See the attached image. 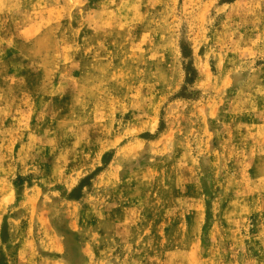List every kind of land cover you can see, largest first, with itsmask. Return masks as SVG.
I'll use <instances>...</instances> for the list:
<instances>
[{"label":"rangeland","instance_id":"374dc122","mask_svg":"<svg viewBox=\"0 0 264 264\" xmlns=\"http://www.w3.org/2000/svg\"><path fill=\"white\" fill-rule=\"evenodd\" d=\"M0 264H264V0H0Z\"/></svg>","mask_w":264,"mask_h":264}]
</instances>
